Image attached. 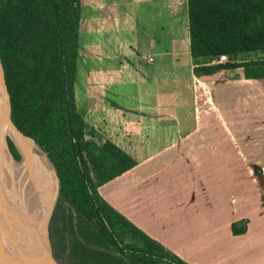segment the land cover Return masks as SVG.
I'll return each instance as SVG.
<instances>
[{
  "label": "crops",
  "instance_id": "obj_1",
  "mask_svg": "<svg viewBox=\"0 0 264 264\" xmlns=\"http://www.w3.org/2000/svg\"><path fill=\"white\" fill-rule=\"evenodd\" d=\"M81 6L79 43L91 68L79 112L136 161L101 196L187 264H264V197L254 181L262 168L228 151L243 145L233 131L240 105L247 144L264 128V78H247L243 67L196 75L188 0ZM78 78L79 66L80 107Z\"/></svg>",
  "mask_w": 264,
  "mask_h": 264
},
{
  "label": "trees",
  "instance_id": "obj_2",
  "mask_svg": "<svg viewBox=\"0 0 264 264\" xmlns=\"http://www.w3.org/2000/svg\"><path fill=\"white\" fill-rule=\"evenodd\" d=\"M188 7L196 75L243 67L247 78H264V58L200 61L264 51V0H188ZM80 24L81 0H0V62L11 119L58 176L49 226L53 254L66 264H187L99 193L136 161L112 141L95 140L77 108ZM7 144L19 160L14 142L7 138Z\"/></svg>",
  "mask_w": 264,
  "mask_h": 264
},
{
  "label": "bare ground",
  "instance_id": "obj_3",
  "mask_svg": "<svg viewBox=\"0 0 264 264\" xmlns=\"http://www.w3.org/2000/svg\"><path fill=\"white\" fill-rule=\"evenodd\" d=\"M9 133L21 149L20 162H17L8 150ZM57 177L48 161L34 152L32 140L19 132L10 119L9 99L0 63V194L4 197V191L8 200L5 203L0 196V220L2 218L7 222L6 229L9 232L12 231L10 219L17 222L18 231L23 229V225L27 226L29 230L26 229L21 235L27 240L26 237L30 234L27 231H31L38 242L37 245L36 241L32 240L29 245L22 239L29 247L44 251L48 249L47 224L57 198ZM4 231L3 225H0V238L1 235L4 237L0 240V247L9 246Z\"/></svg>",
  "mask_w": 264,
  "mask_h": 264
},
{
  "label": "rangeland",
  "instance_id": "obj_4",
  "mask_svg": "<svg viewBox=\"0 0 264 264\" xmlns=\"http://www.w3.org/2000/svg\"><path fill=\"white\" fill-rule=\"evenodd\" d=\"M81 10H82V6H81ZM81 15H82V11H81ZM81 18H82V16H81ZM83 19H84L83 20V26H84L86 24V22H85L86 18L84 17ZM81 21H82V19H81ZM254 58L263 59L264 58V51H258V52H255V53L254 52L253 53H242V54L240 53L238 55V57H236V61L239 62V61L250 60V59H254ZM88 62H89V60H88V51L86 49V41L82 40L80 42V47H79V56H78L79 78L77 80V87H78L77 90H78V93H79L78 98H79L80 107L77 106V108H84V106L86 104V101H85V99L87 97L86 82H87L88 72H89V70L91 68L90 67V63H88ZM206 63H208V64H210V63L211 64H218V62H217V60L215 59L214 56H211L210 58H207L206 59ZM76 102H77V100H76ZM236 110H237L236 115L239 116V118H240L238 122H241V123L239 124L240 126H237V129L233 128V131L234 132L237 131V134H235V136H238V141L239 142H243V145H240V144L237 143L236 145L233 146L234 149H231V150H228V151L229 152L237 151L239 153H248L249 156L251 155L254 158L253 160L247 161V163L249 164L248 166L250 167L252 164H254L255 167L262 168L261 174H256L255 173V175H254L255 180L254 181L256 182V186L259 188L262 196L264 197V128H259V126H257L255 131H254L255 140L254 141L251 140V142H249L247 144L246 143V137H245L246 136V124L245 123L247 122V120H246L247 114H246V112H243L244 105H240ZM206 119L207 120H213L212 117L205 118V120ZM202 120H203V118H202ZM256 121L257 120H255V123H250L252 121L248 120L249 124H253V125L256 124ZM233 127H235V125H233ZM230 131H231V129H230ZM248 132H250V130H248ZM93 137L98 142H100V143L103 142V138L104 137L101 134H99L97 131L95 132V135ZM8 138H11V140L14 142V144H16V147L18 148V151H19V160H16V161L20 162L22 160L21 149H20V147L18 146V144L16 143V141L14 140V138L12 137V135L10 133H9V137ZM32 142H33V150H34V152L36 154H38L40 157L45 158L46 161H48L49 165L52 167V169L55 171L52 163L50 162V160L48 159L46 154L43 153L39 149V147L34 143L33 140H32ZM225 147L226 146H224V148ZM251 168H254V166H251ZM242 189L243 188H241V185H239L238 192H241ZM3 194H4V197L1 194H0V196L4 199V201L6 203V201H8L7 198H6L7 196H6L4 191H3ZM58 194H59V181H58L57 198H58ZM57 198H56V201H57ZM55 204H56V202H55ZM54 207H55V205H54ZM9 211H10V208H9ZM51 212L53 213V210ZM52 213H51V215H52ZM2 214H3V212H2ZM15 219H17V218H15ZM1 220H0V225H3L4 230L7 232L6 235H8V233L10 234V235H8V243H9L8 247L12 246V240H11L12 237H13L12 239H14L18 244L25 245L26 243H24V241H23V240H25V237L23 235H21V233L25 232L26 229L29 230L27 228V226L23 225V229L18 231V229L16 228L17 222H15L14 220L10 219V226H11L12 231L9 232V230L6 229V228H8V225L6 224L7 222L4 219H2V218H1ZM50 221H51V216H50V219L48 220V224H47V238H48V246L47 247L53 253V249H52V245H51V239H50V231H49ZM19 222L20 221L18 220V223ZM4 225H6V226H4ZM27 232L28 233L30 232V234H28V238L26 237L27 240H25V241H27V243L30 245V244H32V240L36 241L35 240L36 236L31 231H27ZM1 237H2V240H3L4 237L2 235H1ZM5 237L7 238V236H5ZM17 237H18V239H17ZM35 244L38 245V242L36 241ZM167 251H169V250H167ZM62 263H64V262H62Z\"/></svg>",
  "mask_w": 264,
  "mask_h": 264
},
{
  "label": "water",
  "instance_id": "obj_5",
  "mask_svg": "<svg viewBox=\"0 0 264 264\" xmlns=\"http://www.w3.org/2000/svg\"><path fill=\"white\" fill-rule=\"evenodd\" d=\"M1 67H2V65H1ZM2 72H3V68H2ZM3 79H4V74H3ZM4 84L6 87V92L8 94L10 117H11L10 97H9V93L7 90L5 80H4ZM14 126H15V124H14ZM15 128L18 130V128L16 126H15ZM27 138H29V137H27ZM8 150H9V147H8ZM10 154H11V152H10ZM3 233L7 234L6 231ZM5 236H7V235H5ZM1 239H2V237L0 238V240ZM11 240H12V246H10L11 248L10 247H0V264H65V263H62L61 261H59L53 255L52 251H50L49 249L44 251L43 249L42 250L36 249L32 246L29 247L26 244L25 245L18 244L14 239H11Z\"/></svg>",
  "mask_w": 264,
  "mask_h": 264
},
{
  "label": "built area",
  "instance_id": "obj_6",
  "mask_svg": "<svg viewBox=\"0 0 264 264\" xmlns=\"http://www.w3.org/2000/svg\"><path fill=\"white\" fill-rule=\"evenodd\" d=\"M215 59L217 60L218 63H226V62H231V61H236L235 57L229 56L227 54H222L219 56H214ZM153 58L149 57L148 61H152Z\"/></svg>",
  "mask_w": 264,
  "mask_h": 264
},
{
  "label": "flooded vegetation",
  "instance_id": "obj_7",
  "mask_svg": "<svg viewBox=\"0 0 264 264\" xmlns=\"http://www.w3.org/2000/svg\"><path fill=\"white\" fill-rule=\"evenodd\" d=\"M20 221H21V218H20ZM22 221H24V219H22Z\"/></svg>",
  "mask_w": 264,
  "mask_h": 264
}]
</instances>
